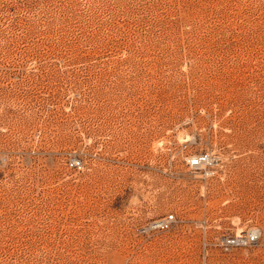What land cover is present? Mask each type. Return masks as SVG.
Segmentation results:
<instances>
[{
    "label": "rangeland",
    "instance_id": "rangeland-1",
    "mask_svg": "<svg viewBox=\"0 0 264 264\" xmlns=\"http://www.w3.org/2000/svg\"><path fill=\"white\" fill-rule=\"evenodd\" d=\"M0 264H264V0H0Z\"/></svg>",
    "mask_w": 264,
    "mask_h": 264
},
{
    "label": "built area",
    "instance_id": "built-area-1",
    "mask_svg": "<svg viewBox=\"0 0 264 264\" xmlns=\"http://www.w3.org/2000/svg\"><path fill=\"white\" fill-rule=\"evenodd\" d=\"M210 159V155L207 152H200L190 156V162L193 166H200ZM75 164H79V160L74 161ZM175 214L168 213L165 217L157 219L153 222L152 227L157 229H167L170 227L171 221L174 220ZM258 239L256 230H252L246 236L239 235L227 239L229 244L241 243V242H253Z\"/></svg>",
    "mask_w": 264,
    "mask_h": 264
}]
</instances>
